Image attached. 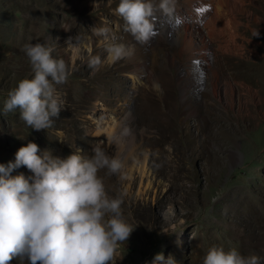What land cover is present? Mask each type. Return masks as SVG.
<instances>
[{
    "label": "rangeland",
    "instance_id": "374dc122",
    "mask_svg": "<svg viewBox=\"0 0 264 264\" xmlns=\"http://www.w3.org/2000/svg\"><path fill=\"white\" fill-rule=\"evenodd\" d=\"M175 2L190 28L196 20ZM118 3L0 0V164L14 162L29 141L61 158L77 147L91 155L100 143L124 166L98 175L136 226L115 264H152L156 253L203 264L213 246L264 264V0H243L236 29L204 50L194 27L188 41L180 38L175 8L154 15L148 42L135 41L115 14ZM26 43L50 46L72 69L55 85L59 117L40 131L24 124L19 109L4 113L8 91L34 75ZM113 43L133 47V55L113 62L106 51ZM93 56L101 58L98 71L88 67ZM21 173L31 174L21 166L11 175Z\"/></svg>",
    "mask_w": 264,
    "mask_h": 264
},
{
    "label": "clouds",
    "instance_id": "9594fccd",
    "mask_svg": "<svg viewBox=\"0 0 264 264\" xmlns=\"http://www.w3.org/2000/svg\"><path fill=\"white\" fill-rule=\"evenodd\" d=\"M174 6L175 0H119L115 14L135 41L146 43L153 35L154 15L171 16ZM106 31L100 29L98 34ZM22 50L34 75L8 91L4 113L19 109L28 128L45 130L64 107L55 85L66 83L72 69L54 58L53 49L45 44L26 43ZM106 51L117 62L130 58L134 48L113 43ZM87 63L98 71L102 61L93 56ZM21 166L31 174L11 175ZM123 166L100 143L92 145L91 155H83L77 147L63 158L42 151L32 141L19 147L14 162L0 164V264H12L16 258L27 264H115L118 247L126 244L136 226L123 217L122 196L110 197L98 173L120 174ZM157 262L176 264L163 253L154 255L152 264ZM203 264H261V257L213 246Z\"/></svg>",
    "mask_w": 264,
    "mask_h": 264
},
{
    "label": "bare ground",
    "instance_id": "6f19581e",
    "mask_svg": "<svg viewBox=\"0 0 264 264\" xmlns=\"http://www.w3.org/2000/svg\"><path fill=\"white\" fill-rule=\"evenodd\" d=\"M182 3L184 8V16H191L192 19L196 20L195 24L191 21L189 28V20L184 21L183 15L179 14L180 7H182L180 6V2H175L174 8L179 15L178 18L180 21H184L185 24L180 22L181 24L177 23L172 25H174L175 29L177 28L179 31H181L180 38L183 41H188L186 39L185 32H187L188 29L194 27L199 36L198 41L200 44V49L204 50L209 43L213 42V40H216L215 38H225L227 34L232 33L233 28H235L238 24L236 14L240 12L243 0H182ZM222 44L227 46L228 43L225 39H222ZM118 124V121H113V123L110 125V129H115ZM178 242L180 243L183 241L181 238H178Z\"/></svg>",
    "mask_w": 264,
    "mask_h": 264
},
{
    "label": "snow or ice",
    "instance_id": "6c2138e0",
    "mask_svg": "<svg viewBox=\"0 0 264 264\" xmlns=\"http://www.w3.org/2000/svg\"><path fill=\"white\" fill-rule=\"evenodd\" d=\"M180 21L179 20H177V23H179Z\"/></svg>",
    "mask_w": 264,
    "mask_h": 264
}]
</instances>
